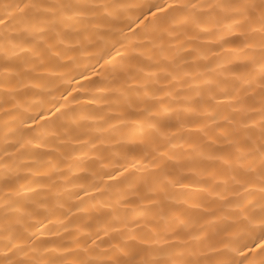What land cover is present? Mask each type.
Returning <instances> with one entry per match:
<instances>
[{
  "label": "bare ground",
  "instance_id": "1",
  "mask_svg": "<svg viewBox=\"0 0 264 264\" xmlns=\"http://www.w3.org/2000/svg\"><path fill=\"white\" fill-rule=\"evenodd\" d=\"M262 229L264 0H0V264H264Z\"/></svg>",
  "mask_w": 264,
  "mask_h": 264
},
{
  "label": "snow or ice",
  "instance_id": "2",
  "mask_svg": "<svg viewBox=\"0 0 264 264\" xmlns=\"http://www.w3.org/2000/svg\"><path fill=\"white\" fill-rule=\"evenodd\" d=\"M167 7H172V5H167ZM261 231L262 233H264V229H262ZM245 247L249 248L250 251L255 250L260 256H264V234H261L260 237L251 245H245Z\"/></svg>",
  "mask_w": 264,
  "mask_h": 264
}]
</instances>
